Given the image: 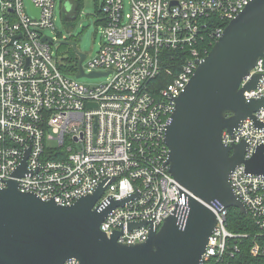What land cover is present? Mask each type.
Returning <instances> with one entry per match:
<instances>
[{
	"label": "built area",
	"instance_id": "2783aa9c",
	"mask_svg": "<svg viewBox=\"0 0 264 264\" xmlns=\"http://www.w3.org/2000/svg\"><path fill=\"white\" fill-rule=\"evenodd\" d=\"M250 1L129 0L125 15L123 0H104L98 11L105 41L82 69L107 76L99 86L84 87L60 70L52 44L42 40L44 30L55 29L56 0H0V190L14 181L21 193L70 206L104 183L97 205L127 201L104 218L100 230L107 238L121 232L120 244L145 242L150 225L158 229L187 209L189 193L165 165L164 137L175 100L208 53L199 44L206 36L215 43ZM214 19L219 25L211 27ZM255 75L258 83L244 92L246 102L264 98L262 60L240 87ZM55 142L57 147L49 146ZM241 142L245 160L264 145V105L231 134L222 133L225 146ZM26 155L25 173L15 177ZM229 182L256 232H231L228 209L213 208L217 224L201 263L239 264L242 245L251 239L250 256L264 264V175L246 173L241 165ZM140 222L147 225L128 229Z\"/></svg>",
	"mask_w": 264,
	"mask_h": 264
},
{
	"label": "water",
	"instance_id": "95a60500",
	"mask_svg": "<svg viewBox=\"0 0 264 264\" xmlns=\"http://www.w3.org/2000/svg\"><path fill=\"white\" fill-rule=\"evenodd\" d=\"M30 9L38 15L31 3ZM42 40L72 48L78 58L76 79L107 76L84 73L86 55L76 42H54L47 36ZM259 60L264 65V0H251L229 21L206 56L196 62V70L175 100L164 137L168 148L165 165L174 181L189 193L183 213L168 217L158 229L150 225L145 242L124 245L117 242L121 232L107 238L100 230L104 218L127 201L97 205L104 183L92 195L60 206L21 193L10 181L0 190V264H64L71 258L79 264H202V254L217 224L212 209H237L246 214L232 191L231 172L243 165L246 173L264 175V145L245 160V142L222 143L224 131L231 134L264 105V98L246 102L243 96L255 89L258 75L240 87ZM26 157L15 177L24 175ZM145 225L131 223L128 229Z\"/></svg>",
	"mask_w": 264,
	"mask_h": 264
},
{
	"label": "rangeland",
	"instance_id": "374dc122",
	"mask_svg": "<svg viewBox=\"0 0 264 264\" xmlns=\"http://www.w3.org/2000/svg\"><path fill=\"white\" fill-rule=\"evenodd\" d=\"M104 0H79V9L76 20L72 25H67L63 20L64 14L73 16L74 5L71 0H56L54 5V30L47 29L43 34L57 41H73L76 42L78 49L83 52L87 59L85 63L93 58L98 52L101 44L104 43L103 26L101 24L102 15L98 12ZM124 14L129 12V0H123ZM51 52L54 59L60 60L64 51L59 44L51 45ZM85 74H88L86 71ZM67 75V74H66ZM74 81L84 87H95L103 84L105 78L81 77L76 79V75H68ZM50 147H57L56 142L50 143Z\"/></svg>",
	"mask_w": 264,
	"mask_h": 264
},
{
	"label": "trees",
	"instance_id": "16d2710c",
	"mask_svg": "<svg viewBox=\"0 0 264 264\" xmlns=\"http://www.w3.org/2000/svg\"><path fill=\"white\" fill-rule=\"evenodd\" d=\"M74 4V15H66L64 14L63 20L66 22L67 25H72L73 22L76 20L77 12L79 9V0H75ZM99 12V11H98ZM219 25V22L217 20H213L211 27H215ZM70 41V40H68ZM214 41L209 38V36H206V39L204 42L199 44V50L203 54V50H206V52H209ZM62 47L64 51L63 57L60 59L59 68L60 70L67 75H76V71L78 68V58L73 52L72 48L67 45H59ZM226 224L228 229L237 234H248L249 236L253 235L256 230L251 222L248 215L241 213L237 209H228V215ZM250 240L248 239L244 241L242 248H243V255L239 261V264H256V260L252 258L249 254V247H250ZM243 260V263H242Z\"/></svg>",
	"mask_w": 264,
	"mask_h": 264
}]
</instances>
